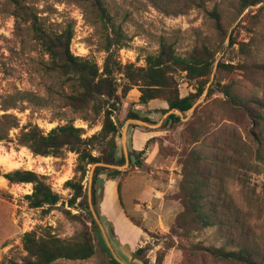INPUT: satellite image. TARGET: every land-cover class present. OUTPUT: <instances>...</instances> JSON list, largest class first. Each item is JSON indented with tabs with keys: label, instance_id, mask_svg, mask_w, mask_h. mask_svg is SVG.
<instances>
[{
	"label": "rangeland",
	"instance_id": "obj_1",
	"mask_svg": "<svg viewBox=\"0 0 264 264\" xmlns=\"http://www.w3.org/2000/svg\"><path fill=\"white\" fill-rule=\"evenodd\" d=\"M239 1L101 0L108 23L127 39L121 49L115 50L116 61L121 66H143L145 57L155 55L162 43L170 45L180 57H187L200 47L216 52L212 79L192 113L182 114L181 123L176 125L166 120L158 129H128L131 152L133 147L141 148L144 153L140 159L147 167L142 172L131 168L125 173L128 175L121 201L116 191L106 196L104 213L117 225L118 239H127L130 246L137 241L139 248L132 252L142 249L147 264H231L192 250L196 246L232 250L241 244L258 249L264 256V72L253 68L264 63V2L241 11ZM21 2L51 33L73 27L70 53L95 63L102 71L107 57L105 50L114 38L90 0ZM12 13L11 0H0V122L7 115L18 124L0 142V159L5 163L0 164V264H23L26 257L21 243L23 234L46 229L61 240H78L83 232L89 231L95 248L87 260H58L52 264H112L96 226L91 230L86 194L88 172L82 182L84 197L73 208L67 206L72 192L64 183L79 177L77 155L64 150L59 157L35 156L16 144L19 131L25 125H36L47 133L56 126L72 123L83 129L82 138L87 139L101 130L102 118L95 116L90 106L82 110L69 106L67 97L78 90L77 82L50 70L49 59L33 41L28 24L16 25ZM212 13L217 16L226 34L224 37L216 30ZM230 35L237 43L248 44L246 53L237 44L228 46ZM221 62L239 65V68L226 72L217 67ZM176 79L180 97L194 93L195 84L187 82L183 73ZM116 83L121 86L124 80L117 77ZM214 83L229 86L232 95L244 100L246 110L231 106L216 91L207 95ZM138 97V90L133 88L121 99L119 110L113 114L118 134L128 113H138V118L154 123L164 115L159 107H166L165 103L151 101L148 107L153 108L145 113L137 105ZM148 113L157 116L148 119ZM138 130L153 134L143 146L142 137L135 134ZM194 132L199 136L197 143L190 136ZM116 144L115 162L121 164L120 137H116ZM193 150L202 159L198 168L208 187L204 192V211L213 224L184 237L181 230H173L184 197L182 161ZM92 154L97 156V151ZM135 160L133 157L130 164ZM14 170L41 176L59 195L60 202L51 208H30L26 197L32 186L10 184L1 176ZM97 173L91 186V192H95L94 204L100 200L107 172L99 169ZM145 182L150 184L156 198L149 206L142 204L143 212L137 213L133 211L132 199ZM64 211L76 218H70ZM128 217L142 229L134 226ZM168 244L170 248H166ZM160 255L162 258L158 261Z\"/></svg>",
	"mask_w": 264,
	"mask_h": 264
},
{
	"label": "trees",
	"instance_id": "obj_2",
	"mask_svg": "<svg viewBox=\"0 0 264 264\" xmlns=\"http://www.w3.org/2000/svg\"><path fill=\"white\" fill-rule=\"evenodd\" d=\"M90 1L92 7L99 12L101 20L108 24L114 38L110 40L111 42L109 41L110 43L105 50L107 57L101 72L95 63L84 58L74 57L70 53L69 47L73 38V27L67 26L59 33H51L44 28L39 17L21 0H11L15 24H28L33 41L39 45L49 59L50 70L77 82L78 90L67 97L69 106L74 110H82L90 106L94 115L102 118L101 130L87 139L82 138L83 129L74 127L72 123L56 126L47 133H44L36 125H25L21 127L16 139L17 145L26 147L35 156L59 157L64 150L77 155L79 177L64 183V187L72 192L71 198L67 201L69 208H73L76 201L84 197L82 182L88 172V166L100 161L116 165L124 163L122 154L121 164L115 162L114 157L117 149L116 137H120V135L113 114L119 110L121 99L131 89L136 88L139 92L137 105L147 106L150 101L158 100L167 106L165 110L161 111V114L172 109L183 114L202 95L211 77L216 54L206 47H200L194 49L187 57H180L176 55L170 45L162 43L155 55L145 57L143 66L137 67L134 64L121 66L116 61L115 50L121 49L127 39L121 35L118 28L108 23V15L102 7L101 0ZM262 2L264 0H240V10L243 11ZM211 16L215 20L216 30L222 33L224 37L226 34L219 25L217 16L214 13ZM236 44L241 52H247L248 44L237 43L230 35L228 46L232 47ZM112 46L114 47L112 48ZM217 67L220 70L230 72L239 68V65L221 62L217 64ZM253 68L264 72V63L257 64ZM179 73L184 74L187 82L195 84L194 93H189L184 97L179 96L176 79ZM117 77L124 80L123 85L120 86L116 83ZM215 91L222 94L231 106L246 110L247 105L244 100L235 94L232 95L229 86L214 83L209 88L207 95H211ZM2 117L6 120L0 122V142L7 139V133L11 128L18 127L14 118L7 117V115ZM127 117L128 119L138 118L137 114L133 113H128ZM166 120L176 125L181 123L180 117L176 115H170ZM190 136L193 143L199 141L198 133L194 132ZM93 151H97V156L92 154ZM143 153V151L131 152L130 156L136 157V160L125 171L97 168L93 177H97L99 169L105 170L107 172L105 180L117 181V194L119 201H121V186L128 175L125 176V173L131 168L134 171L142 172L147 167L144 161L140 159ZM200 160L202 159L199 153L193 150L189 157L182 161L181 191L184 197L182 199V211L175 218L176 229L173 231L181 230L184 237L189 236L194 230H202L213 224L210 215L204 211L206 205L204 192L208 191V187H206L205 178L198 168ZM1 176L10 184H30L32 186L31 193L26 197L30 208L55 207L61 200L45 180L34 172L14 170ZM91 193L94 203L95 192L92 191ZM64 212L70 218H76L75 215H70L69 211ZM128 219L134 226L142 229L141 225L135 223L132 218L128 217ZM89 222L91 230H95V224L91 217ZM21 243L26 252L23 264H52L58 260L83 261L92 257L95 250L89 231L83 232L78 240H61L47 229L38 233L30 231L23 234ZM170 247L171 244L166 246V248ZM192 250L199 251L211 259L228 261L231 264H264L262 263L264 256L260 255L258 249L245 247L241 244L232 250L209 246H196V249ZM141 251L142 249L136 252L140 254ZM161 258L162 255L158 257V261ZM110 261L112 264H117L112 258Z\"/></svg>",
	"mask_w": 264,
	"mask_h": 264
},
{
	"label": "water",
	"instance_id": "obj_3",
	"mask_svg": "<svg viewBox=\"0 0 264 264\" xmlns=\"http://www.w3.org/2000/svg\"><path fill=\"white\" fill-rule=\"evenodd\" d=\"M211 79H212V76H211ZM199 102L200 100H197L191 106V108L187 111V113L191 114ZM137 115L139 114L137 113ZM170 115H176L180 117V119L182 120V113L175 109H172L166 112L155 123L149 120H143L140 118L127 119L122 129L119 130L120 144H121L124 163L122 165H116V164H110V163H105V162L100 161V162H97L91 165L88 171V176H87V181H86L87 209L96 226V232L98 234V237L100 238L102 247L107 251L110 257L117 264H147V261H146L144 252H142L141 254H138L136 251L132 252L128 245L121 244L116 238L112 224L100 215L99 209H98L100 200L98 201L97 204H94L92 200V193H91V186H92L94 171L97 168L114 169L118 171H123L126 168H128L130 161L133 159V157L130 156L131 146L129 145V143H127L128 129L130 127L158 129L162 126V124H164V122ZM101 195H102V191H101Z\"/></svg>",
	"mask_w": 264,
	"mask_h": 264
},
{
	"label": "crops",
	"instance_id": "obj_4",
	"mask_svg": "<svg viewBox=\"0 0 264 264\" xmlns=\"http://www.w3.org/2000/svg\"><path fill=\"white\" fill-rule=\"evenodd\" d=\"M154 101V100H153ZM151 102V101H150ZM149 102V103H150ZM148 103V105H149ZM164 103V102H163ZM147 106H140L142 110V112H148L147 110H150L153 108L152 107H148ZM161 108V110H165L167 108L166 107H159ZM148 116V119H155V116H157V114L154 116H150V114L148 113L147 114ZM136 135H139L142 137V145L143 146L145 144V142L152 138L153 134L150 133V132H145V131H141V130H138L135 132ZM134 148V151L135 152H138L141 150V148ZM132 176V175H131ZM129 177V176H128ZM126 180V179H125ZM124 183V182H123ZM122 187H123V184L121 186V192H120V197H122ZM116 191L117 193V181H110V180H104L103 182V188H102V195H101V199H100V202H99V205H98V209H99V213L102 217H104L106 220H108L112 226H113V229H114V233L116 235V229H117V225L115 223H112L108 217L106 216V214L104 213V210H105V201H106V196H108L109 194H111L112 192ZM152 187L150 186V184H148L147 182H145L142 186H141V190L138 192L137 196L132 199V204H133V211L137 212V213H141L143 212L141 210V207H142V204L144 203H147L146 205L150 204V202L152 201L153 198H156L155 195L152 193ZM117 197H118V194H117ZM119 200V199H118ZM149 206V205H148ZM146 206V207H148ZM114 224V225H113ZM137 228V227H136ZM116 238L118 239V236L116 235ZM118 241L121 243V244H126L128 245L130 248H131V251H133L132 249H138L139 246H138V242L135 241L133 246H130L129 244H127V239H121V241L118 239Z\"/></svg>",
	"mask_w": 264,
	"mask_h": 264
},
{
	"label": "bare ground",
	"instance_id": "obj_5",
	"mask_svg": "<svg viewBox=\"0 0 264 264\" xmlns=\"http://www.w3.org/2000/svg\"><path fill=\"white\" fill-rule=\"evenodd\" d=\"M0 164H5L3 160L0 159Z\"/></svg>",
	"mask_w": 264,
	"mask_h": 264
}]
</instances>
